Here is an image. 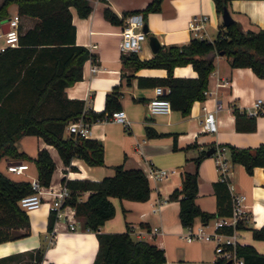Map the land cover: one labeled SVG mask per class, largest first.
<instances>
[{
  "label": "crops",
  "instance_id": "crops-1",
  "mask_svg": "<svg viewBox=\"0 0 264 264\" xmlns=\"http://www.w3.org/2000/svg\"><path fill=\"white\" fill-rule=\"evenodd\" d=\"M1 1V0H0ZM92 11L85 16L80 15L74 6L72 20L75 24L76 42L87 45L93 52L83 63L81 78L68 85L65 90L69 97L85 99V110L90 108L101 110L105 107L106 94L115 85L121 90L120 108H125L130 119L129 124L112 118L102 117L91 121L89 136L99 137L104 144L103 163L89 164L83 158L74 156L71 168L61 157L57 147L46 141L41 135L36 137V146L26 147L23 142L25 134L17 139L20 149L34 156L39 147L45 146L53 156L56 166L52 174V182L62 181V177H89L99 179L105 174L114 172V164L123 163L126 167L139 166L147 173L150 163L174 168L168 176L161 179L149 177L151 192L147 199L120 198L110 195L115 203V213L100 226L101 230H125L130 227L133 235L154 241L165 249L167 264H203L213 261L218 255L214 242L210 240H188L182 234L185 225L179 217L180 202L178 198H170L169 194L175 187L182 185L185 170L198 169L199 190L197 202L210 211L218 208L217 185L220 179L216 168V153L207 149L218 144L234 143L237 145L254 146L264 143V101L255 114L254 129H240L236 124L234 106L248 109L253 101L261 96L264 100V76L259 75L250 65H233L227 54L217 52L214 56V68L210 72L208 85L213 89L209 97L195 99L188 113L172 107L166 112H149L148 100L155 95L153 77L167 74L165 66L126 65L122 62L121 29L123 22H115L104 14V6L110 5L120 17L125 12H141L136 9L144 7L149 0H91ZM228 7L240 21L243 29L264 27V0H229ZM18 12V5H9V14ZM194 14H207L204 25L205 36L213 38L223 27L222 12L216 7L215 0H162L159 9L150 10L145 19L148 25L147 38L137 50L141 57L154 54L148 35L156 34L161 44L182 43L193 35L188 25L189 18ZM12 16V15H11ZM10 17L0 20V50L3 43V32L9 27ZM35 16L20 14V28L32 26ZM96 63L98 68L91 66ZM173 72L177 75H196L197 70L191 62L176 64ZM144 81H140V77ZM167 90L168 86L162 84ZM166 90V91H167ZM215 110L217 129H202V118L205 115L203 103ZM217 102L221 103L216 106ZM71 120V119H70ZM69 120V121H70ZM68 121V122H69ZM68 124V123H67ZM65 125L64 134L71 131ZM146 125L160 132L149 134ZM206 153L196 160V156ZM229 149V148H228ZM230 155V151H228ZM7 163L15 158L3 155ZM231 159V157H230ZM25 174L17 178L37 177V166L33 159ZM153 179V180H152ZM229 181L234 189L246 193V208L251 215L249 224H264V166L255 165L249 172L240 161H232ZM220 192L231 190L226 184L220 185ZM90 189L81 194L86 198ZM226 199V198H225ZM224 203L226 204V200ZM30 230L24 235L0 241V256L11 252H27L39 246L44 247V264H91L99 246V239L94 229L84 226V216L75 212V207L66 204L63 212L54 221L52 229L48 227L50 204L44 201L38 207L29 209ZM71 220L76 226L70 227ZM201 216L195 218V224L201 222ZM154 226H157L154 229ZM53 235V238L51 239ZM240 240L253 243L257 249L264 251V238L254 237L251 228H242ZM0 262V264H9Z\"/></svg>",
  "mask_w": 264,
  "mask_h": 264
},
{
  "label": "trees",
  "instance_id": "trees-1",
  "mask_svg": "<svg viewBox=\"0 0 264 264\" xmlns=\"http://www.w3.org/2000/svg\"><path fill=\"white\" fill-rule=\"evenodd\" d=\"M162 0H149L141 11L144 18L150 10L159 9ZM16 2L18 13L36 17L32 26L20 28L19 43L8 45L0 50V158L3 155L33 159L37 166V178L41 184L51 181L56 162L49 149L39 147L34 156L20 149L17 139L25 133L41 135L53 143L65 163L71 168L74 156L83 158L89 164H99L104 159V144L101 138L70 132L64 134L65 125L70 119L82 115L86 120L108 117L113 109L120 108L121 90L115 85L106 94L105 107L101 110H85V99L69 97L65 88L83 75L84 60L93 55L90 48L76 42L75 24L72 9L88 15L93 9L91 0H1L0 20L9 15V5ZM229 0H215L217 10L223 11ZM129 11L125 12V15ZM104 14L115 22H123L124 17L110 6H104ZM215 49L225 53L233 65H250L264 76V27L243 29L241 23L233 18L223 24L215 37L193 35L182 43L161 44L149 57H141L137 50L124 51L122 62L126 65L165 66L167 74L153 77L152 84L162 83L168 86L163 93L170 98L172 107L186 114L195 99L205 97L209 75L214 68V56L208 52ZM191 62L197 70L196 75H177L173 72L176 64ZM146 77H140L144 81ZM236 124L240 129L256 127L255 114L247 109L234 106ZM149 134H159L150 125H146ZM232 161L242 162L249 172L255 165L264 166V143L254 146L227 143ZM206 153L202 150L196 160ZM114 172L99 179L89 177H68L62 181L70 188V195L64 204L75 207L78 215L84 216L83 224L94 229L99 239L96 257L91 264H167L165 249L158 243L132 234L130 227L125 230H101V224L115 213V203L110 195L120 198L147 199L151 185L147 173L142 167H126L123 163L114 164ZM224 179L216 181L218 208L215 211L204 209L196 200L199 190L198 169L185 170L182 185L175 187L170 198L180 202L179 217L184 225L194 223L200 215L203 221L216 213L232 212V196L228 190L220 192V185L226 186ZM90 189L86 198L81 194ZM34 190L31 179L17 178L0 169V241L24 235L30 230V214L20 203L22 195ZM226 198V199H225ZM226 200V204L224 203ZM57 217L51 209L48 227L53 228ZM240 228H251L254 237L264 238V224L253 226L247 220H240ZM231 229V227H229ZM30 258L25 264H31L33 258L42 259L44 247L39 246L27 252H11L0 256V262ZM237 253L244 258V264H264V251H260L251 242H238ZM52 264V262H48ZM203 264H232L229 258L217 256L211 262Z\"/></svg>",
  "mask_w": 264,
  "mask_h": 264
},
{
  "label": "built area",
  "instance_id": "built-area-1",
  "mask_svg": "<svg viewBox=\"0 0 264 264\" xmlns=\"http://www.w3.org/2000/svg\"><path fill=\"white\" fill-rule=\"evenodd\" d=\"M206 20L207 14H194L189 18L188 25L194 30L195 35L203 37L205 36L203 29ZM19 22L20 15L18 12L10 16L9 27L3 32L4 42L1 44V49H4L8 45L19 43ZM144 22L145 19L142 12H130L125 15L123 27L120 31V46L122 50H139L142 47L143 41L147 38V32L143 29ZM98 67L96 63L91 66L93 70ZM166 90L162 84L155 86L156 93L148 100L149 112H166L172 108L170 98L163 95ZM212 91L213 89L208 85L204 89L205 97L203 99L205 100L209 97ZM263 101V97H257L247 111L252 114L258 113ZM220 105L221 103L217 102L216 106ZM203 107L205 108V115L202 118V129L206 131L216 130L218 123L215 110L209 108L206 101L203 103ZM109 117L121 120L125 124H129L130 122L125 108L113 109ZM67 125L71 132L80 133L85 136H88L91 132V122L86 120L82 115L71 119ZM228 151L227 145L218 144L214 152L216 153V168L219 172V177L226 180L231 190L232 212L229 214L216 213L206 221L202 220L198 224H187L182 234L188 240L202 239L213 241L215 251L219 256L229 258L232 264H244L243 256L237 253V243L243 242L239 236L242 228L237 224L240 220L249 221L251 215L246 208V193L235 190L233 183L229 181L231 159ZM28 167L29 161L26 159H14L6 163L7 170L14 173L25 172ZM173 169L172 167L150 163L147 168V175L153 179H161L168 176ZM31 182L34 190L21 196L19 200L21 205L29 210L38 207L46 200L49 202L50 208L56 210L57 216L60 215L63 212L64 205H66L64 204L65 199L70 195V186L64 181L57 183L50 181L48 184H41L37 177L31 178ZM69 225L70 227H75V221L71 220ZM156 228L157 226H154V229ZM31 264H44V260L43 258H33Z\"/></svg>",
  "mask_w": 264,
  "mask_h": 264
},
{
  "label": "rangeland",
  "instance_id": "rangeland-1",
  "mask_svg": "<svg viewBox=\"0 0 264 264\" xmlns=\"http://www.w3.org/2000/svg\"><path fill=\"white\" fill-rule=\"evenodd\" d=\"M13 14H9L8 17H10ZM3 42H4V38H3ZM25 137L22 139L24 142V145H26V147L28 148H32L36 146V137L33 134H25ZM0 169H2L4 172L8 173L9 175L13 176V177H21L22 175H24V172L21 173H14V172H10L7 170L6 168V162L4 160V158L0 159ZM153 180V179H152ZM30 257L25 253L23 255L22 258H17L15 260H13V262L9 263V264H25L26 260H28Z\"/></svg>",
  "mask_w": 264,
  "mask_h": 264
},
{
  "label": "water",
  "instance_id": "water-1",
  "mask_svg": "<svg viewBox=\"0 0 264 264\" xmlns=\"http://www.w3.org/2000/svg\"><path fill=\"white\" fill-rule=\"evenodd\" d=\"M222 16H223V20H224L225 24H228L233 19V15H232V13H231V11H230V9H229L227 4L224 5L223 11H222ZM7 21H8V24H9V20H7ZM143 29L146 32L148 30V25L145 22H144V25H143ZM148 37H149V42H150L153 50L156 51L159 48V46L161 45V42H160L159 38L157 37L156 34H153V33H150L148 35ZM215 53H216V50L213 49L210 52H208V55L213 56ZM221 53H222V51H221ZM214 150H215V148H214V146H212V147L207 149V152L211 153Z\"/></svg>",
  "mask_w": 264,
  "mask_h": 264
}]
</instances>
